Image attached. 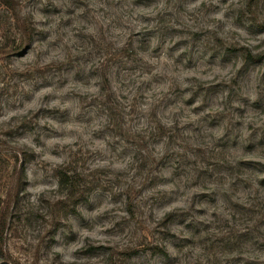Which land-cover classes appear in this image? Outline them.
<instances>
[{
	"label": "clouds",
	"instance_id": "1",
	"mask_svg": "<svg viewBox=\"0 0 264 264\" xmlns=\"http://www.w3.org/2000/svg\"><path fill=\"white\" fill-rule=\"evenodd\" d=\"M25 4L26 0H20L21 21L28 16V10L24 8ZM202 5H206L210 10L207 15ZM242 6L240 0H228L227 4L221 3V0H194V2L173 0L171 6L167 4V0H161V3L153 9L143 10L133 9L131 0H90L89 7L92 16L99 21L98 24L91 20L85 24L79 20L80 13L85 11L81 8L77 17H73L76 22L72 27L58 28L60 18H56L47 29L51 32L48 37L49 43L54 42L58 47L50 48L48 44H40L34 38L31 48L23 57L14 56L8 61L4 58V54L0 53V68L4 71L37 75L43 73L45 78L54 84L53 87L42 88L35 92V99L20 107V97L16 94L15 85L19 84L20 93L32 91V87L27 83L21 84L16 81L8 82L6 88V83L0 82V90H6L5 95L0 96V133L7 131L9 127H15V124L11 123L14 117L17 118L18 123L29 112L35 113L46 95L50 97V102L44 107L60 109L61 113L67 110L69 121L58 123L57 120L61 117H57V120H38L35 122V133L25 139L9 142L11 151L17 155L30 151L36 156L35 166L27 171V180L31 182V186L21 192L22 203L27 204L25 211L39 212L47 216V207L42 201L55 205L59 201L68 199L66 195L60 193L59 179L50 178V175L54 177L55 170L67 168L72 164L73 159L80 161L76 171L85 181L82 186L85 198L77 201L74 207V211L80 212L81 215L75 216L74 220L70 217L69 222L62 223L54 237L61 246H53L51 252L44 254V258H38V264H84L76 253L85 247L111 248L114 253H121L128 248H136L144 244L154 245L159 240L154 230L163 217L172 212L187 213L182 217L183 220L200 233L195 237L197 241L195 247H184L183 251L168 247L170 255L178 259L179 264H208L209 260H212V264H226L227 258L221 252L206 251L207 240L226 235L230 229L243 231L239 218L234 221L222 206L211 208L194 202L193 197L206 191L227 192L228 187L224 185L221 188L217 184L193 187L192 181L197 170L207 168V165L201 162V158L194 153L203 150L204 157L209 160L214 159L213 153L219 152V149L214 147L215 140L224 136L228 120H225L224 127L217 129L210 136L207 133L201 136L196 131V126L201 117L209 113H223L228 116L233 108H243L242 98H250L254 101L256 80L253 78L251 84H247L246 74L241 73L237 76L241 68L239 63L230 65L226 70L212 69L208 75L203 74V67L199 71H185L183 68L177 70L174 60L169 58L170 55L177 58L190 52L194 64L206 61L211 55L191 36H175L166 41L156 36L151 39L148 52L140 50L138 38H133L131 41L129 38L142 34L145 29L157 27L159 24L157 15L164 16L167 13L170 14L165 16L169 28L192 34H203L207 30H212L230 39L232 33L239 31L233 27L231 19L233 10ZM181 7L183 11L180 10ZM144 18H151L152 22L144 23ZM32 19L38 23L45 17L36 11L32 13ZM18 26L17 19L12 18L7 28L10 29L9 35L19 44L21 33L17 31ZM80 33L89 39L83 41L76 39V35ZM92 38L99 47L90 45ZM260 39L264 40V36ZM181 40L187 41L188 47H180L170 52ZM129 42L131 50L136 53V59L142 63L136 64L138 70L134 72L124 71L117 82V70L131 66L127 57L123 55V50H126ZM157 48L160 49L158 58H152V50ZM110 58L113 59L112 64L107 63ZM69 60L75 63L69 65ZM62 65L68 66L61 68ZM77 71L80 72L81 78L87 77L86 85L73 82ZM154 78H163L167 82L156 83ZM234 78H236L235 83H233ZM105 79L110 84L109 91H105L108 87ZM220 82H223L228 90L224 91L213 107L199 115L193 114L192 110L199 107L200 100L190 108H185L183 104L169 106L173 103V98L167 94L172 86H178L183 91L195 89L198 83ZM34 83L39 85L42 81ZM61 83L65 86H56ZM112 92L116 93V100L119 101L118 121L109 110L113 107L109 100ZM230 93L231 100H229ZM191 95L192 92L188 91L183 99L187 100ZM12 105L16 106L15 110ZM239 119L236 117V120ZM117 123L120 125L119 134L114 131ZM250 124L257 128L264 127V117L253 120L249 115L244 118L242 129H233L241 135L242 141L250 135ZM158 125L162 126L164 134L154 143L151 136L157 133ZM186 125H191V130L186 129ZM171 136H178L176 143L172 145L169 141ZM231 138L229 136L226 140L230 141ZM37 139L41 146L33 142ZM129 139L134 143H127ZM3 140L4 137L0 136V141ZM136 141L145 143L146 147H136ZM138 153L141 160L147 159L150 168L169 153L171 158L164 161L168 171L164 173L153 171V175H163L173 182L161 183L152 192L138 195L143 184V176L138 174ZM240 160H259L264 163V156H244L238 151H232L220 163L235 166ZM208 171L211 172L212 169ZM173 172L180 176V179H175ZM68 174L73 173L69 171ZM129 194L141 207H143L141 202H148L149 205L143 208L142 214H137L136 221H132L125 210ZM4 195V192L0 191V198H4ZM160 195L168 198L167 206L162 209L152 208L148 198ZM248 195L255 193L241 191L232 196V199L242 204L248 203ZM114 197H122V201L117 203ZM261 199L264 200V193H261ZM200 209H206L207 214L197 215ZM149 216L154 218L149 219ZM47 218L51 223L52 217L47 216ZM77 223L81 226H77ZM69 231L75 232L76 242L65 245V237ZM160 231L163 232L164 229L161 228ZM172 231L180 238L172 241L175 244H182L184 237L192 235L183 229L174 228ZM259 231L264 232V228H260ZM20 234L23 239H15L11 232L5 233L7 243L4 251L5 253L11 251L12 257L18 259L19 264H34L32 252L39 244L42 232L22 228ZM19 246L31 250L26 254L18 250ZM242 255L246 260L264 262V254L251 255L245 251ZM134 264L141 262L134 261Z\"/></svg>",
	"mask_w": 264,
	"mask_h": 264
},
{
	"label": "rangeland",
	"instance_id": "2",
	"mask_svg": "<svg viewBox=\"0 0 264 264\" xmlns=\"http://www.w3.org/2000/svg\"><path fill=\"white\" fill-rule=\"evenodd\" d=\"M194 2V0H192ZM13 6L11 9L9 6L0 0V53L4 54V58L10 61L14 56L17 58L23 57L27 54L32 46L34 38L36 42L40 44H48L50 48L58 47L56 43H49L48 37L51 35L49 29L50 25L59 19L58 28L72 27L76 22L73 17H77V13L81 8L85 9L83 13H80L78 19L85 24L90 20L96 22L95 16H92V10L89 7L90 0H26L24 8L28 10V16L24 19L27 23L31 24L33 31H31L30 41L23 39L21 29L19 28L18 18L21 11L20 0H11ZM161 0H131V6L133 9L151 10L156 7ZM173 0H167V4L171 6ZM221 3L227 4L228 0H221ZM243 5L238 9H234L233 27L238 29V32L231 34V38H225L212 30H207L205 33H189L180 29H172L167 26L165 16L170 14L157 15L156 19L159 20L157 27L152 29L143 30L142 34H136L134 37H130L129 41L133 38H138L139 47L141 51L148 52L151 39L159 36L161 40H167L174 38L175 36H191L192 39L197 40L206 52H210L206 61H201L194 64L191 59V53L186 52L182 57L174 58L171 55L170 59L174 60L175 68H183L185 71H199L201 67L204 68V75L215 68L226 70L230 65L239 63L241 65L240 71L237 73L239 76L241 73L246 74L247 84H251L252 79L256 80V99L253 101L250 98H242L244 107L241 109L233 108L232 111L225 116L223 113L212 114L201 117L197 122L196 131L203 136L207 133L209 136L217 129L224 127L225 120H228V127L225 129L223 137L215 140L214 147L219 149V152L213 153L214 159L209 160L204 157L203 150H197L194 155H198L201 158V162L207 165L205 169H199L196 171L195 179L192 181L193 187L204 186L208 184H217L221 188L227 185V192L213 191L198 193L193 197L194 202H199L204 205H208L211 208H217L222 206L223 210L232 216L234 221L239 218L240 226L243 231L238 229H230L226 235L217 237L215 239L209 238L207 240L208 247L207 252L215 253L221 252L227 258L226 264H264L252 259H245L242 255L247 251L251 255L256 253L264 254V232H260V228H264V200L261 199V193H264V163L259 160H240L235 166L228 165L226 163H220L225 159L226 155L232 151H238L244 156H264V127L257 128L254 125H249L250 135L246 140H241V135L234 132L233 129H242L243 120L245 117L251 115L253 120H259L264 117V40L260 37L264 36V0H240ZM70 5V6H69ZM205 15L210 11L206 5L201 6ZM183 11V8L180 9ZM39 11L40 14L45 17L40 22H35L32 19V13ZM101 12L103 9L100 10ZM68 17V19H64ZM16 18L18 22L17 31L21 33L19 44L16 39L9 35L10 29L7 28L10 19ZM144 23H151V18H144ZM243 33V35H241ZM66 36V34H65ZM76 39L86 40L89 39L83 35V33L77 34ZM90 45L93 47H99L94 38L90 39ZM180 47H188V42L181 40L177 42L173 49L174 51ZM160 49L152 50V58H158ZM123 55L127 57L130 62V67H123L117 70V78L119 82V76L124 72H134L138 70L136 68L137 63H142L136 59V53L131 50V43L126 46V50H123ZM187 61V63H185ZM75 61L69 60L68 64H74ZM108 64L113 63V59L110 58L107 61ZM68 65H62L61 68ZM6 67V66H5ZM233 79V83H235ZM19 81L21 84L27 83L32 87V91H25L20 93L19 84H16V94L19 95V106L23 107L25 103H31L35 99L34 93L40 91L42 88L53 87L54 84L45 78V74L37 75L35 73H13L11 71H4L0 68V82ZM35 81H42L39 85H36ZM73 82L76 84H87V77L81 78L79 71L73 77ZM156 83H166L163 78H154ZM105 84L108 87L105 91L110 90V84L105 79ZM59 87L65 86L63 83L56 85ZM228 90L223 82L202 84L198 83L195 89L181 90L178 86H172L168 90V96L173 98V103L169 106H175L183 104L185 108H190L193 104L200 100L201 103L198 108L193 109V114L199 115L206 109L213 107L218 98ZM139 91V90H138ZM191 91L192 95L187 100L183 99L184 95ZM6 90H0V96L5 95ZM126 98V97H124ZM110 103L113 105L109 110L112 112L115 120H119L117 115V108L119 101L116 100V93L112 92L109 97ZM231 100V93L229 96ZM50 102L48 95L44 96L41 101V106L35 111V113L29 112V114L17 123V118H13L11 123L15 124V127H9L7 131L0 133V136L4 137L3 141H0V191L4 192V198H0V264H19V260L13 258L11 251L5 253L4 247L7 243L5 240V233L11 232L15 239H23L20 234L22 228H31L33 231L41 230L42 235L39 237V244L36 245L35 251L32 252L34 264H38V258H44V254L51 252L53 246H61L55 240V234L61 227L62 223L69 222V218H75L80 216V212H75L74 207L76 202L84 200V191L82 186L85 181L79 172L76 171V167L80 164L78 159H73L72 164L67 168H61L55 170L54 177L50 175V178L59 179V190L62 195L68 197L67 200L59 201L55 205H52L48 201H42L47 207V216H51L52 220L49 223L47 216L43 213L25 211L27 207L26 202L22 203L21 192L28 186H31V182L27 180V171L30 167L35 166L36 156L30 151H24L21 155H17L11 151V144L9 142H15L18 139H25L28 135L35 133V122L42 119L57 120V117L61 119L57 120L58 123L69 122L67 118V110L65 113H61L60 109L44 107L45 104ZM15 105H12L15 110ZM231 107V104H229ZM30 117V118H29ZM239 117V120H236ZM119 123L116 124V131L119 134ZM186 129L191 130V125H186ZM159 133V135H157ZM157 133H153L151 140L155 143L160 136L164 134L162 126H157ZM231 136V140L227 141L226 138ZM178 136L169 137L170 145L175 144ZM37 146H41L40 141L34 140ZM129 144L134 142L129 139ZM135 146L138 148L146 147V144L141 141H136ZM21 156L23 159H21ZM171 158L169 153H166L160 158V161L154 163V167L150 168L147 159L141 160L138 153L139 175L143 176V184L138 195H143L145 192H152L161 183H171L172 179L164 177L163 175L155 176L153 171L164 173L168 171L164 166V161ZM24 168V176L21 173V169ZM208 169H212L211 172ZM71 171L73 174L69 175ZM146 174V175H145ZM175 179H180L173 172ZM254 181V184H253ZM252 193L255 195H248V203H239L234 201L232 196L239 192ZM151 201L152 208L162 209L167 206L168 198L166 196H151L148 198ZM114 201L120 203L122 197H114ZM222 202V205H221ZM137 204L131 194L128 195V201L125 210L128 212L132 221H136L137 214L143 213V208H147L148 202H141ZM71 205V206H70ZM206 209H200L197 211V215H206ZM187 213L172 212L167 213L160 224L155 229V234L159 237V240L154 244H144L136 248H128L124 252L114 253L111 248L104 247H85L76 253V256L84 262V264H134V261H139L141 264H179V260L173 258L168 247L176 248L177 251H183L184 247H195L197 241L195 237L200 233L193 229V227L183 220V216ZM216 215L215 213L213 214ZM154 217L149 216V219ZM127 223V221H125ZM77 226H81L77 223ZM227 227V225H225ZM164 231L161 232L160 229ZM183 229L192 235L190 237H184L182 244H175L172 241L180 238L176 237L172 229ZM76 242V234L74 231H69L65 237V245H70ZM19 251L28 253L31 249L19 246ZM236 254V255H233ZM208 264H212V260H209Z\"/></svg>",
	"mask_w": 264,
	"mask_h": 264
},
{
	"label": "trees",
	"instance_id": "3",
	"mask_svg": "<svg viewBox=\"0 0 264 264\" xmlns=\"http://www.w3.org/2000/svg\"><path fill=\"white\" fill-rule=\"evenodd\" d=\"M10 2H11V0H3V3L5 5L9 6L11 9H13V6H12V4ZM18 22H19V25H20L19 28L21 29V33L23 35V39H26L27 42L30 41V39H31V31H33V27L31 26V24L27 23L25 20L21 21L19 18H18ZM21 173L24 176V168L21 169ZM1 251L2 250H0V252Z\"/></svg>",
	"mask_w": 264,
	"mask_h": 264
}]
</instances>
